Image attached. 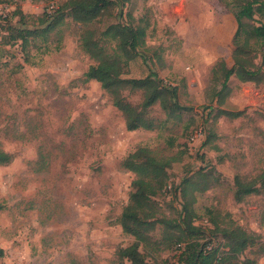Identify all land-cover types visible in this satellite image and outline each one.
Instances as JSON below:
<instances>
[{
	"label": "rangeland",
	"instance_id": "rangeland-1",
	"mask_svg": "<svg viewBox=\"0 0 264 264\" xmlns=\"http://www.w3.org/2000/svg\"><path fill=\"white\" fill-rule=\"evenodd\" d=\"M65 1L0 0V12L14 26H0V149L12 154L0 165V264H122L116 252L134 239L122 231L119 217L134 174L120 162L138 146L175 158L168 186L156 197L160 221L144 250L147 261L177 264L178 234L186 246L207 242L224 255L229 248L216 221L220 228L240 226L259 235L238 259L264 264V190L237 199L235 183L236 177L249 181L264 172V83L230 75L220 102L222 77L211 72L219 59L226 62L222 72L233 63L231 10L219 0H128L122 13L118 4L87 25L65 12L59 19L43 16ZM16 6L24 16L19 21L12 15ZM125 12L146 25V47L138 48L122 76L155 72L177 92L180 109L173 118L158 103L149 108L158 129L127 130L109 94L83 75L93 63L81 46L85 29L100 32L125 22ZM57 19L47 34L29 37L24 50L21 39H13V28L40 30ZM104 44L113 52L114 40ZM252 47L264 49L253 41ZM254 61L260 62L259 55ZM124 94L141 102V90ZM220 109L241 114L218 115ZM184 178L193 182L186 197L179 187ZM205 184V190L193 188ZM192 198L199 235L177 227L184 201Z\"/></svg>",
	"mask_w": 264,
	"mask_h": 264
},
{
	"label": "trees",
	"instance_id": "trees-1",
	"mask_svg": "<svg viewBox=\"0 0 264 264\" xmlns=\"http://www.w3.org/2000/svg\"><path fill=\"white\" fill-rule=\"evenodd\" d=\"M128 0H66L62 6H58L46 12L43 16L53 17L58 15L61 18L65 12L74 21L80 24H91L98 21L103 14L109 13L111 8L116 11L118 4H121V13ZM231 10L236 21V30L233 36V49L231 52L232 65L226 72L225 60H217L211 72L217 77H222L221 87L217 91L218 101H222V93L227 91L228 78L234 75L241 82L264 83V49L256 51L252 47L257 43L264 46V0H219ZM62 13V14H61ZM12 15L23 18L20 6H16ZM125 22L111 23L100 32L87 27L82 36V50L93 60L87 70L83 73L85 80H96L100 86L109 94L112 105L121 112L127 130L146 129L154 130L160 128V123L153 117L148 116L149 108L158 103L165 111L166 118L176 116L180 105L177 100V92L174 87L164 85L155 72L144 77H124L123 68L127 62L140 54L141 46H144L146 25L133 18L131 13L125 12ZM41 19V18H40ZM58 19L46 22L45 26L39 28H13L16 35L13 39H21V48L24 50L30 38L39 34H47L57 26ZM258 19V20H257ZM47 20V19H46ZM41 19L40 23L46 21ZM10 25L8 17L0 16V26ZM114 40L113 52L109 51L104 42ZM259 55L260 62L254 60ZM126 90H141L142 99L139 104L130 102L124 92ZM236 117L241 114L240 110L230 111L218 110V115ZM171 145V142L169 143ZM12 160V154L0 149V165L8 164ZM173 156H159L147 146H138L126 154L120 164L123 168L134 174L131 181V189L128 201L123 207L119 224L122 231L133 237V242L127 246L118 248L116 254L122 264H157L147 261L144 252L149 246L150 232L155 229L160 221L156 217L154 206L157 203L156 197L162 194L168 186V174ZM201 172V171H200ZM189 178L181 180V195L187 196V185L192 184ZM236 198L241 199L244 195L264 190V172L257 178L244 181L239 177L235 178ZM257 184H259L257 186ZM207 184L201 188L193 186L194 190H205ZM194 198L186 199L182 205V217L178 230L189 235L202 234V228L195 223L194 211L191 204ZM2 205L0 204V210ZM214 228L224 235L228 250L224 255L218 253L216 246H208L207 242L189 243L181 242L179 234L173 242V248L179 251L176 259L177 264H253L254 260L245 257L239 260L238 256L246 248L255 245L259 235L248 232L240 226H228L220 228L216 221H212ZM264 250V243L260 244ZM149 253V252H148ZM4 256V249L0 246V258Z\"/></svg>",
	"mask_w": 264,
	"mask_h": 264
},
{
	"label": "built area",
	"instance_id": "built-area-1",
	"mask_svg": "<svg viewBox=\"0 0 264 264\" xmlns=\"http://www.w3.org/2000/svg\"><path fill=\"white\" fill-rule=\"evenodd\" d=\"M0 16H1V17H5V16H6V14H5V13H1V12H0Z\"/></svg>",
	"mask_w": 264,
	"mask_h": 264
}]
</instances>
